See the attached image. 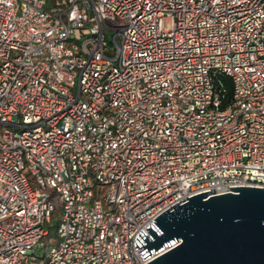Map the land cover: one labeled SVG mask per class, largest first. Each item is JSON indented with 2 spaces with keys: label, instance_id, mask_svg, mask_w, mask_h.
<instances>
[{
  "label": "built area",
  "instance_id": "obj_1",
  "mask_svg": "<svg viewBox=\"0 0 264 264\" xmlns=\"http://www.w3.org/2000/svg\"><path fill=\"white\" fill-rule=\"evenodd\" d=\"M229 184L264 185V0H0V264L56 201L36 264H145L180 241L143 258L140 230Z\"/></svg>",
  "mask_w": 264,
  "mask_h": 264
},
{
  "label": "water",
  "instance_id": "obj_2",
  "mask_svg": "<svg viewBox=\"0 0 264 264\" xmlns=\"http://www.w3.org/2000/svg\"><path fill=\"white\" fill-rule=\"evenodd\" d=\"M206 188L174 202L140 230L143 258L180 241L145 264H264V185Z\"/></svg>",
  "mask_w": 264,
  "mask_h": 264
},
{
  "label": "rangeland",
  "instance_id": "obj_3",
  "mask_svg": "<svg viewBox=\"0 0 264 264\" xmlns=\"http://www.w3.org/2000/svg\"><path fill=\"white\" fill-rule=\"evenodd\" d=\"M110 22L114 25H121L123 24V21H118L117 19H109ZM165 26L168 27L169 23L166 22ZM96 188L100 189L101 186H96ZM56 210L54 211V214L52 216L51 221L46 222V227L48 228L49 234L43 237L36 245H35V251L32 256V261L36 264L37 261H40L45 258L46 254L50 250L51 246L57 243L60 239L57 231V226L59 223V218L61 214V206L56 201Z\"/></svg>",
  "mask_w": 264,
  "mask_h": 264
},
{
  "label": "trees",
  "instance_id": "obj_4",
  "mask_svg": "<svg viewBox=\"0 0 264 264\" xmlns=\"http://www.w3.org/2000/svg\"><path fill=\"white\" fill-rule=\"evenodd\" d=\"M215 86L222 95V107H227L233 98V81L232 78L224 73L215 75Z\"/></svg>",
  "mask_w": 264,
  "mask_h": 264
}]
</instances>
